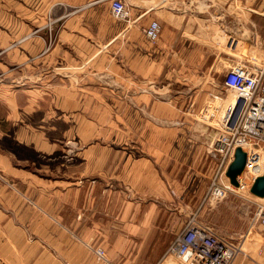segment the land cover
<instances>
[{
    "label": "crops",
    "instance_id": "obj_1",
    "mask_svg": "<svg viewBox=\"0 0 264 264\" xmlns=\"http://www.w3.org/2000/svg\"><path fill=\"white\" fill-rule=\"evenodd\" d=\"M125 1L127 20L110 15L109 0H0V264H100L95 247L109 264H176L165 250L188 208L163 207L175 193L163 195L155 164L135 157L151 150L136 142L137 122L132 144L115 147L78 145L76 122L108 96L91 72H113L138 104L152 100L140 83L165 70L210 71L190 52L211 51L235 22V0ZM151 20L154 43L142 31Z\"/></svg>",
    "mask_w": 264,
    "mask_h": 264
},
{
    "label": "rangeland",
    "instance_id": "obj_2",
    "mask_svg": "<svg viewBox=\"0 0 264 264\" xmlns=\"http://www.w3.org/2000/svg\"><path fill=\"white\" fill-rule=\"evenodd\" d=\"M233 9L235 22L225 27L221 25L220 31L215 32L211 51L193 49L190 52L204 64L210 60L213 63L210 71L185 72L171 68L170 72H157L154 84L140 83V92L150 96V103L140 100L133 104L130 85L120 87L117 83L120 79L112 75L113 72H108L107 76L88 74V79L97 81L98 85L102 81V88L93 89L97 95L106 92L108 96L85 105V113H91L92 118L76 122V143L115 147L124 142L129 146L133 136L130 133L127 136V129L136 121L140 127L136 142L149 143L151 150H138L134 152L135 157L149 158L155 164L163 195L171 189L175 193L172 201H161L163 207L170 206L175 211L185 204L188 208L186 221L193 218L209 225L217 233L233 238L239 250L241 246L243 252L239 251L231 264H250L264 257L260 230L248 229L254 209L257 205L264 206V197L253 196L244 187L240 193H227L220 200L205 198L210 182L218 179L217 160L210 152L217 132L216 121L224 100L234 94L222 86L224 75L236 63L250 66L264 58V0H235V7L230 10ZM206 108L211 109L209 115L203 113ZM100 113L104 118H99ZM124 115L130 119L126 120ZM87 124L92 125L91 130ZM5 145L14 149L7 140ZM245 239L247 242L242 244Z\"/></svg>",
    "mask_w": 264,
    "mask_h": 264
},
{
    "label": "built area",
    "instance_id": "obj_3",
    "mask_svg": "<svg viewBox=\"0 0 264 264\" xmlns=\"http://www.w3.org/2000/svg\"><path fill=\"white\" fill-rule=\"evenodd\" d=\"M109 12L113 18L125 20L129 15L128 4L125 0H109ZM159 28V24L151 20L142 31L153 42L158 37ZM222 86L231 90L235 98L233 102L224 101L216 121L217 132L210 144V152L217 160L218 179L213 178L208 186L205 195L208 201L220 200L227 193L238 194L240 187H245L247 191L253 179L263 171L264 58L250 66L232 65L224 75ZM210 110L206 108L203 113L209 115ZM236 147L245 153V160L241 173L236 176L235 187L229 183L225 170ZM221 177L227 181L221 180ZM255 228L260 230L264 242L262 205H257L248 222L249 230ZM233 240L190 218L175 234L165 254L173 255L176 264H231L240 251ZM92 252L100 264H109L101 247L93 248ZM250 264H264V257L262 261L252 260Z\"/></svg>",
    "mask_w": 264,
    "mask_h": 264
},
{
    "label": "water",
    "instance_id": "obj_4",
    "mask_svg": "<svg viewBox=\"0 0 264 264\" xmlns=\"http://www.w3.org/2000/svg\"><path fill=\"white\" fill-rule=\"evenodd\" d=\"M245 160V153L239 148L234 149L233 158L227 165L225 170V176L233 186H237L236 176L239 175L243 169ZM248 192L256 197H264V161L263 171L261 175L255 177L248 188Z\"/></svg>",
    "mask_w": 264,
    "mask_h": 264
},
{
    "label": "bare ground",
    "instance_id": "obj_5",
    "mask_svg": "<svg viewBox=\"0 0 264 264\" xmlns=\"http://www.w3.org/2000/svg\"><path fill=\"white\" fill-rule=\"evenodd\" d=\"M260 175H261V174H260ZM245 242H247L246 239L242 242V244L245 243ZM242 244H241V245H242ZM240 251L243 252V250L241 249V246H240Z\"/></svg>",
    "mask_w": 264,
    "mask_h": 264
}]
</instances>
